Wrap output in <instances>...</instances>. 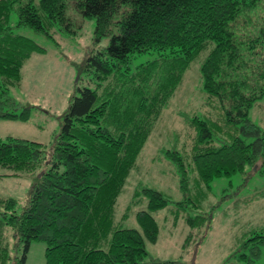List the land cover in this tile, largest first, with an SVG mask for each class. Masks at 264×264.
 <instances>
[{
	"label": "trees",
	"instance_id": "1",
	"mask_svg": "<svg viewBox=\"0 0 264 264\" xmlns=\"http://www.w3.org/2000/svg\"><path fill=\"white\" fill-rule=\"evenodd\" d=\"M69 3L94 18L97 40L109 35V42L87 56L94 86L71 99L48 157L40 142L0 137V167L10 175L38 173L20 212L14 198L0 197V264H24L35 239L46 244L45 264H181L147 258L145 240L156 241L159 232L152 212L169 200L161 191L136 189L135 197L147 199L146 209L135 212L139 229L115 222V204L184 72L203 52L202 91L218 115L186 118L195 131L189 160L178 150L163 151L180 189L187 193L189 168L207 187L247 168L264 173V129L249 116L264 95L262 0H0V119L29 118L31 106L10 88L19 84L24 62L44 51L15 29L47 36L62 26L70 31ZM199 219L206 220L186 221L196 227ZM7 227L21 250L15 255ZM263 247L264 227L253 228L233 258L258 264Z\"/></svg>",
	"mask_w": 264,
	"mask_h": 264
},
{
	"label": "rangeland",
	"instance_id": "2",
	"mask_svg": "<svg viewBox=\"0 0 264 264\" xmlns=\"http://www.w3.org/2000/svg\"><path fill=\"white\" fill-rule=\"evenodd\" d=\"M257 10L264 20V0ZM66 13L72 22L68 26L70 31L62 26L47 36L24 26L15 29L42 45L44 51L34 52L24 62L19 84L10 88V93L23 105L31 106L29 118L0 119L1 138L11 135L40 142L44 144L45 157L49 156L71 99L79 88L94 86L85 68L87 56L104 49L109 42V35L96 39L94 18L83 16L70 3ZM204 55L201 53L186 69L138 154L117 198L115 222L139 229L135 212L146 209L147 199L142 195L135 197L134 193L141 185L152 187L169 200L165 207L152 212L159 232L156 241L145 240L147 258H172L181 264H245L236 261L233 253L240 250L253 228L264 227V173L247 168L244 173L214 178L207 187L189 168L184 193L176 167L163 154L165 149L178 150L189 160L195 131L186 118L218 115V109L205 102L202 91L199 65ZM142 59H134L131 65ZM249 116L264 129V95L251 106ZM45 168L44 163L41 169ZM8 173L9 169L0 167V197L14 198L16 211L20 212L38 173ZM188 216H203L206 220L199 219L196 227H191L186 221ZM188 234L191 237L184 245ZM5 235L11 254L20 253L14 247L9 227ZM45 247L42 240L31 241L24 264H45ZM258 264H264V247Z\"/></svg>",
	"mask_w": 264,
	"mask_h": 264
}]
</instances>
